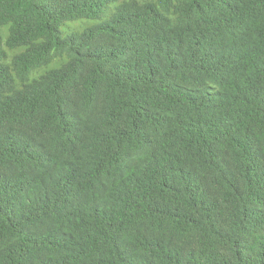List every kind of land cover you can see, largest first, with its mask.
Here are the masks:
<instances>
[{
  "label": "trees",
  "instance_id": "1",
  "mask_svg": "<svg viewBox=\"0 0 264 264\" xmlns=\"http://www.w3.org/2000/svg\"><path fill=\"white\" fill-rule=\"evenodd\" d=\"M0 264H264V0H0Z\"/></svg>",
  "mask_w": 264,
  "mask_h": 264
},
{
  "label": "rangeland",
  "instance_id": "2",
  "mask_svg": "<svg viewBox=\"0 0 264 264\" xmlns=\"http://www.w3.org/2000/svg\"><path fill=\"white\" fill-rule=\"evenodd\" d=\"M59 66V63H53L49 66V69L57 68Z\"/></svg>",
  "mask_w": 264,
  "mask_h": 264
}]
</instances>
